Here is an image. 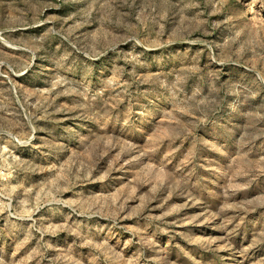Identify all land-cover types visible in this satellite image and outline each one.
Listing matches in <instances>:
<instances>
[{
    "label": "rangeland",
    "instance_id": "1",
    "mask_svg": "<svg viewBox=\"0 0 264 264\" xmlns=\"http://www.w3.org/2000/svg\"><path fill=\"white\" fill-rule=\"evenodd\" d=\"M0 264H264V0H0Z\"/></svg>",
    "mask_w": 264,
    "mask_h": 264
}]
</instances>
